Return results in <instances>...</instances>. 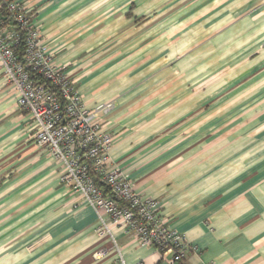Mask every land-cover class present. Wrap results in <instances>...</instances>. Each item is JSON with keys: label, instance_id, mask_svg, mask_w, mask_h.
Listing matches in <instances>:
<instances>
[{"label": "crops", "instance_id": "obj_1", "mask_svg": "<svg viewBox=\"0 0 264 264\" xmlns=\"http://www.w3.org/2000/svg\"><path fill=\"white\" fill-rule=\"evenodd\" d=\"M15 1L85 107L113 105L111 165L183 236L174 264H264V0ZM36 135L0 69V264H121ZM111 231L127 264H168Z\"/></svg>", "mask_w": 264, "mask_h": 264}, {"label": "built area", "instance_id": "obj_2", "mask_svg": "<svg viewBox=\"0 0 264 264\" xmlns=\"http://www.w3.org/2000/svg\"><path fill=\"white\" fill-rule=\"evenodd\" d=\"M0 2L11 21L5 26L0 17V69L16 93L17 107L37 125V144L59 164L61 184L95 211L97 231L110 239L121 264L127 263L111 227L132 232L141 245L156 249L168 264L181 262L190 249L183 236L162 218L155 200L136 193L131 181L111 165L114 137L101 128L97 118L108 114L113 105L87 109L63 69L49 64L47 46L22 5L15 0ZM14 25L24 34V65L48 81L56 93L35 84L19 62L14 47L20 38ZM97 181L106 187V193ZM109 251L101 248L95 258L101 260Z\"/></svg>", "mask_w": 264, "mask_h": 264}, {"label": "trees", "instance_id": "obj_3", "mask_svg": "<svg viewBox=\"0 0 264 264\" xmlns=\"http://www.w3.org/2000/svg\"><path fill=\"white\" fill-rule=\"evenodd\" d=\"M0 17L3 18L4 20V25H9L11 23L9 16H8V12L6 9L5 4L0 2ZM14 31L19 35L20 38V43L18 45H16V47H14V51L16 56L18 57V60L21 64L24 65L23 62V57H24V51H25V46H24V34L23 32L17 27L15 26ZM25 71L29 73V76L31 78V80L38 85H43L49 89H51L52 92L56 93V91L51 87V85L48 83V81H46L41 75H39L37 72H35L32 68L25 66ZM98 186L106 193L107 189L106 187H104V185L98 183Z\"/></svg>", "mask_w": 264, "mask_h": 264}]
</instances>
